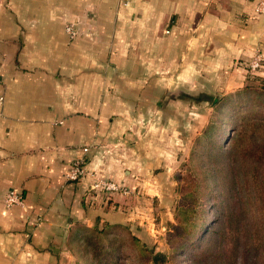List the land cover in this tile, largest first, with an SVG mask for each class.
Returning <instances> with one entry per match:
<instances>
[{"label": "crops", "instance_id": "crops-1", "mask_svg": "<svg viewBox=\"0 0 264 264\" xmlns=\"http://www.w3.org/2000/svg\"><path fill=\"white\" fill-rule=\"evenodd\" d=\"M260 2L0 0V264H75L86 234L101 223L149 226L148 212L135 213L131 198H140L136 186L150 188L161 156L151 138L135 136L137 105L147 101L137 98L130 44L143 42L145 62L160 52V76L169 78L168 55L177 48L158 50L154 41L159 23L167 19L173 28L176 21L180 76L198 82L210 74L225 92L264 86ZM118 8L130 15L116 17ZM72 17L92 33L70 38L64 22ZM258 51L261 65L251 72L247 63ZM84 147L87 167L131 192L107 198L88 178L68 180ZM10 189L22 204L5 206Z\"/></svg>", "mask_w": 264, "mask_h": 264}, {"label": "rangeland", "instance_id": "rangeland-1", "mask_svg": "<svg viewBox=\"0 0 264 264\" xmlns=\"http://www.w3.org/2000/svg\"><path fill=\"white\" fill-rule=\"evenodd\" d=\"M108 1L115 4L116 0ZM130 1L118 0L122 5H129ZM126 10L118 8L116 17L130 15ZM158 25L159 37L157 35L154 41L155 47L158 50L168 47V51L172 46L177 48L168 55L169 78L160 76L163 66L160 52L158 54L154 50L152 54L155 55L145 62L143 42L136 40L130 44L133 48L131 60L137 66V98L142 99L139 100L141 103L147 101L137 105L135 136L136 139H143L145 135L151 138L161 156L150 171V188L141 191L136 186L135 190H140V198H131L132 204L137 206L135 213L137 209L148 212L150 217L146 223L149 226L134 219L130 223H101L102 228L86 234L87 239L78 251L79 259L75 264H112L116 259L121 264H218V249L230 242L228 238L231 240L230 237L220 239L218 232H209L201 238V228L194 225L210 223L219 214L222 223L220 227L215 223V227L221 230L224 222L223 229L228 231L227 208L224 206L215 210L210 191L220 190L223 183L221 176L235 172L238 179L244 180L245 175L241 174L237 165L231 172L224 149L217 148L215 143L229 145L234 133H244L243 143H239L241 146L264 139V88L259 82H248L225 92V88L217 86L214 79L209 78L210 74H202L198 82L188 80L185 73L180 76L178 25L175 21L172 28L167 19ZM167 28L170 29L168 33L164 31ZM173 69L178 70V77L171 78ZM130 92L132 96V90ZM208 93L218 97V101L212 104L204 99ZM145 96L151 97V103L150 99L145 100ZM139 110L141 113H138ZM220 198L223 199V195ZM228 202L231 203L228 198L223 201L224 205ZM255 214V209L247 212L246 216L252 215L245 220L246 226H249L247 229H251L256 222ZM180 216L183 220L181 226ZM239 234L241 244H244L243 231ZM141 245H146L149 253H141ZM155 252L159 255L154 260ZM246 257L245 254L235 264H244ZM256 259L261 264L260 259Z\"/></svg>", "mask_w": 264, "mask_h": 264}, {"label": "trees", "instance_id": "trees-1", "mask_svg": "<svg viewBox=\"0 0 264 264\" xmlns=\"http://www.w3.org/2000/svg\"><path fill=\"white\" fill-rule=\"evenodd\" d=\"M204 99L211 101L212 104L218 101V97L210 93L206 94ZM212 127L213 125H211ZM244 138V133H237L236 135L234 133L228 142L229 145L225 146L223 142L220 144L215 143L217 148L221 147L222 150L224 149L231 165V172L237 165L241 174L245 175L244 180L238 179L235 172L228 173L229 176L227 174L221 176L223 183L220 190L211 189L210 191L215 210H221L224 206L227 208V220L230 225L228 231L223 229L224 222L221 230H219L222 223L219 214L210 223L201 222L200 225H194V227L201 228L199 236L201 238L206 237L209 232H218L220 239L224 237L231 238V240L228 238L230 242L227 245H223L221 249H218L216 253L218 264H235L239 261V258L242 259V256L244 258L245 254L247 255V261H242L244 264H259L256 257L260 259L261 264H264V139L247 142L241 146L239 143H243ZM250 176L252 177L251 181L249 180ZM220 195H223V199L220 198ZM226 198L231 203L228 202V204L224 205L223 201ZM253 209L256 211L254 215L256 222L253 223L251 229H247L249 226H246L247 221L245 220L247 217H252V215L246 216V214L247 212L251 213ZM181 218L180 216V226L183 221ZM184 219L187 220L186 216H184ZM215 223L218 224V228L215 227ZM174 229H177V225H174ZM239 231H243L245 236L244 244H241L242 241L239 239ZM141 246V253L143 251L149 253L146 245ZM151 252H153L152 249ZM154 255L153 259L155 260L159 253L155 252ZM147 257L146 259H148ZM117 258L119 259L120 257ZM117 261V259L113 260L112 264H121Z\"/></svg>", "mask_w": 264, "mask_h": 264}, {"label": "built area", "instance_id": "built-area-1", "mask_svg": "<svg viewBox=\"0 0 264 264\" xmlns=\"http://www.w3.org/2000/svg\"><path fill=\"white\" fill-rule=\"evenodd\" d=\"M256 10L258 12L264 11V2H260L257 5ZM64 30L70 38H75L84 34L90 35L92 33L89 28L81 26V20L79 17L67 19L64 22ZM261 59V51H258L247 63L249 71H256L261 65ZM3 101L4 97L3 95H0V106L3 104ZM87 149V147H84L83 152L72 160L70 167L66 171L65 177L68 180L88 178L90 180L91 188L96 192L104 194L107 198H110L114 193H122L124 195L129 194L131 190L128 186L121 184L114 179L104 177L98 172V170L86 166L85 152ZM22 203V195L16 189H10L6 192L4 197V204L6 207Z\"/></svg>", "mask_w": 264, "mask_h": 264}]
</instances>
